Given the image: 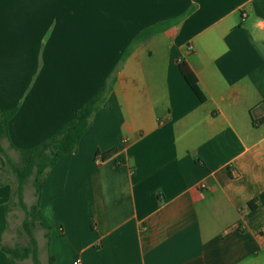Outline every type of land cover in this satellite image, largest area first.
Wrapping results in <instances>:
<instances>
[{
  "label": "crops",
  "instance_id": "obj_1",
  "mask_svg": "<svg viewBox=\"0 0 264 264\" xmlns=\"http://www.w3.org/2000/svg\"><path fill=\"white\" fill-rule=\"evenodd\" d=\"M112 78L78 152L48 173V260L264 264V0H0V110H17L15 148L59 132ZM12 198L0 178V264H25L1 248L13 247Z\"/></svg>",
  "mask_w": 264,
  "mask_h": 264
},
{
  "label": "trees",
  "instance_id": "obj_2",
  "mask_svg": "<svg viewBox=\"0 0 264 264\" xmlns=\"http://www.w3.org/2000/svg\"><path fill=\"white\" fill-rule=\"evenodd\" d=\"M178 21L179 19H173L146 29L131 45L127 55L138 44L147 41L151 36L161 31H165L170 26L177 24ZM180 70L185 81L194 93L201 101H204L205 97L199 88L198 79L189 65L185 62L180 63ZM114 81L115 80L112 78L109 82H107L98 94L77 112L76 117L67 123L59 132L52 135L40 145L31 149L19 150L10 144L8 141L9 123L15 117L17 110L7 112L0 110V153L6 156V160L13 168L14 174L17 177V189L13 192V198L16 196L18 197L19 204L26 212L24 229L30 239L29 247H1L3 252L8 254L13 262L16 263L32 258L34 264H41L38 241L35 236V228L39 226L45 230L47 248H50L52 227L44 217L42 211V196L48 173L59 163L61 159L66 156L74 155L78 152L79 144L87 131L90 129L94 115L106 104L107 96L113 89ZM4 140L8 142L9 150L19 153L21 161L19 165L15 164L7 154V149L2 145ZM115 153L116 150H112L103 155L97 153V157H101L103 160H108ZM196 162L197 164L205 167L203 161L197 160ZM31 178L34 179L35 194L37 199L31 207H28L24 201V191L26 184L31 180ZM249 207L251 210H255L257 208V201L250 203ZM48 264H55V257L49 256Z\"/></svg>",
  "mask_w": 264,
  "mask_h": 264
},
{
  "label": "rangeland",
  "instance_id": "obj_3",
  "mask_svg": "<svg viewBox=\"0 0 264 264\" xmlns=\"http://www.w3.org/2000/svg\"><path fill=\"white\" fill-rule=\"evenodd\" d=\"M4 148L7 149L8 155L12 159V161L19 165L20 164V155L17 152L8 149V144L4 140L2 142ZM0 158H3L5 161V165L2 166L0 163V178L2 180H8L13 185V192L17 189V177L14 174L13 168L9 165L8 161L6 160V156L0 153ZM36 194H35V187H34V179L31 180L26 184L25 191H24V201L28 207H31L36 202ZM9 225H8V237L6 240V244H9L13 247H29L30 246V239L27 232L24 229V222L26 219V212L21 207L18 201V197L12 198L10 205H9ZM35 236L38 241L39 246V258L41 264H47L48 258L46 256V245L47 241L45 239V230L42 229L40 226L35 228ZM42 259V260H41ZM25 264H34L32 258H28L23 261Z\"/></svg>",
  "mask_w": 264,
  "mask_h": 264
},
{
  "label": "built area",
  "instance_id": "obj_4",
  "mask_svg": "<svg viewBox=\"0 0 264 264\" xmlns=\"http://www.w3.org/2000/svg\"><path fill=\"white\" fill-rule=\"evenodd\" d=\"M188 50H189L190 52H192V51L194 50V48H193L192 46H190V47L188 48Z\"/></svg>",
  "mask_w": 264,
  "mask_h": 264
}]
</instances>
